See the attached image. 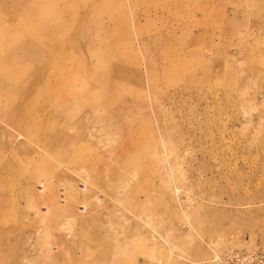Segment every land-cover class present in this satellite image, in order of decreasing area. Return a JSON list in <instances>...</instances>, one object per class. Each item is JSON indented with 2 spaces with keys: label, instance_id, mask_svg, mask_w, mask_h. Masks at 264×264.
<instances>
[{
  "label": "rangeland",
  "instance_id": "374dc122",
  "mask_svg": "<svg viewBox=\"0 0 264 264\" xmlns=\"http://www.w3.org/2000/svg\"><path fill=\"white\" fill-rule=\"evenodd\" d=\"M256 247L264 0H0V264Z\"/></svg>",
  "mask_w": 264,
  "mask_h": 264
},
{
  "label": "built area",
  "instance_id": "2783aa9c",
  "mask_svg": "<svg viewBox=\"0 0 264 264\" xmlns=\"http://www.w3.org/2000/svg\"><path fill=\"white\" fill-rule=\"evenodd\" d=\"M204 264H264V247L227 249L214 254Z\"/></svg>",
  "mask_w": 264,
  "mask_h": 264
},
{
  "label": "bare ground",
  "instance_id": "6f19581e",
  "mask_svg": "<svg viewBox=\"0 0 264 264\" xmlns=\"http://www.w3.org/2000/svg\"><path fill=\"white\" fill-rule=\"evenodd\" d=\"M48 62V61H47ZM39 71V70H38ZM39 75V74H38ZM38 77V76H37Z\"/></svg>",
  "mask_w": 264,
  "mask_h": 264
}]
</instances>
